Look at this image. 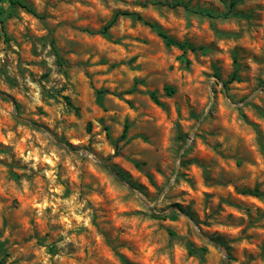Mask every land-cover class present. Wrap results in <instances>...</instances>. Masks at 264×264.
Returning <instances> with one entry per match:
<instances>
[{"label": "rangeland", "instance_id": "obj_1", "mask_svg": "<svg viewBox=\"0 0 264 264\" xmlns=\"http://www.w3.org/2000/svg\"><path fill=\"white\" fill-rule=\"evenodd\" d=\"M23 1H0V264H264L240 192L264 191V0Z\"/></svg>", "mask_w": 264, "mask_h": 264}, {"label": "trees", "instance_id": "obj_2", "mask_svg": "<svg viewBox=\"0 0 264 264\" xmlns=\"http://www.w3.org/2000/svg\"><path fill=\"white\" fill-rule=\"evenodd\" d=\"M6 1L9 4H11V5H17V6L23 8L24 10H26V11H28L30 13H33V14L35 13L34 9L27 2H25L23 0H6ZM174 5H181V2L176 1L174 3ZM123 14L130 15L133 18H135V19L141 21L142 23L148 25L151 29H153L156 32V34L161 38V40L163 41V43L166 46L174 45V46L179 47L182 50H184L186 48H189L190 50H196V48L193 47V46H188V45H186L184 43L176 42L170 36H168L164 31H162L156 24H154L152 22H149L147 20H144L141 17L140 14H137V13H129V12H123ZM0 31H2L1 23H0ZM186 62H187V60H186ZM215 76L218 77V74L215 73ZM165 90L167 91V93H172L173 92V89L171 87H165ZM149 95H150L151 100L154 103H156V104H159L160 103L157 100V98H156L155 92L152 91V92L149 93ZM99 98H100V95H99ZM240 192L243 193V194H248V195H253V196H263L264 197V191H259L256 186L253 187L252 189H243V190H240ZM165 216H166L165 214H152V217H155V218H163Z\"/></svg>", "mask_w": 264, "mask_h": 264}, {"label": "water", "instance_id": "obj_3", "mask_svg": "<svg viewBox=\"0 0 264 264\" xmlns=\"http://www.w3.org/2000/svg\"><path fill=\"white\" fill-rule=\"evenodd\" d=\"M0 95L1 96H4V97H6V98H9V96H7L6 94H3V93H0ZM14 117L17 119V120H19V121H21V122H23V123H29V122H27V121H25V120H22L21 118H19L17 115H16V113H14ZM63 149H65V150H67V151H69V152H71V153H73V154H81L80 152H76L75 150H73L72 148H70V147H68V146H66V145H64V144H60V143H58ZM116 177H118V175L117 174H114ZM129 188H130V186L129 185H127ZM138 196H139V198L143 201V202H145V200L142 198V197H140V195L139 194H137Z\"/></svg>", "mask_w": 264, "mask_h": 264}]
</instances>
